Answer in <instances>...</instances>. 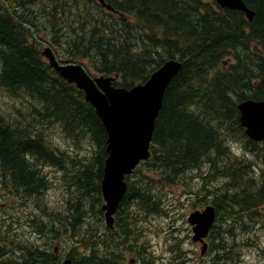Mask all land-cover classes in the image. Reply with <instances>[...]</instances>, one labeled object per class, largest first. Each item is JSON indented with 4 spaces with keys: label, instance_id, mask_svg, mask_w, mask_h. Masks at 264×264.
<instances>
[{
    "label": "trees",
    "instance_id": "1",
    "mask_svg": "<svg viewBox=\"0 0 264 264\" xmlns=\"http://www.w3.org/2000/svg\"><path fill=\"white\" fill-rule=\"evenodd\" d=\"M105 1L113 10L97 0H0V196L44 194L50 185L44 168L55 167L67 195L55 221L76 243L73 264H104L106 132L84 93L41 56V45L63 47L68 61L87 59L95 75L113 76L114 85L127 89L176 58L181 66L163 94L151 158L133 170L137 177L141 172L137 181L126 175L115 227L123 236L130 217L165 214L158 183L202 177L198 191L188 193L193 206L215 209L209 233L214 254L206 264H225L229 246L223 237L235 241L254 223L264 229V141L246 136L237 108L243 100L264 99V0H243L252 20L214 0ZM49 131L63 134L71 149L58 146ZM145 165L160 179H140ZM2 219L4 256L11 235ZM226 222L234 228L226 225L221 233ZM37 249L29 247L25 264H38Z\"/></svg>",
    "mask_w": 264,
    "mask_h": 264
},
{
    "label": "water",
    "instance_id": "2",
    "mask_svg": "<svg viewBox=\"0 0 264 264\" xmlns=\"http://www.w3.org/2000/svg\"><path fill=\"white\" fill-rule=\"evenodd\" d=\"M111 9L105 0H97ZM223 7L239 10L252 20L254 13L243 0H215ZM65 81L74 83L94 107L105 132L106 157L103 162L100 190L104 222L112 227L114 214L127 191L125 176L150 157V144L155 120L160 111L164 91L177 74L181 63L178 59L166 60L154 70L148 79L127 89L113 84L111 76H91L81 63H60L47 46L40 51ZM239 122L246 136L254 141H264V99H246L237 105ZM215 209L207 204L202 210L190 213L187 221L192 225V240L199 241L200 253L204 254L207 243L204 239L215 222ZM60 264H72L67 258Z\"/></svg>",
    "mask_w": 264,
    "mask_h": 264
},
{
    "label": "rangeland",
    "instance_id": "3",
    "mask_svg": "<svg viewBox=\"0 0 264 264\" xmlns=\"http://www.w3.org/2000/svg\"><path fill=\"white\" fill-rule=\"evenodd\" d=\"M45 37L46 39H48V36L46 34H44L42 38H44L45 40ZM39 38L41 37L39 36ZM34 44L36 43L34 42ZM47 46H49L52 51L57 54L58 57L66 58V50L61 46H56V48L59 50L58 51L56 48H54V45L52 43L51 45H46L45 43H43L40 50ZM75 60L82 63L85 68L91 73V75L95 76L93 68L87 59L77 57L75 58ZM47 135L61 148L71 149V143L66 142L65 140L61 141L63 134H59L55 131H49V134ZM149 158H151V154ZM148 167H146V165L143 166V177H141L140 179L146 180V177H148L149 180L160 179L158 170H149ZM44 170L49 176L48 179H50V185L44 192V194L38 197L35 195L31 197L28 196L27 198L19 196H8L7 198L5 194L3 195V198H1L0 196V219L3 220L2 218L6 216V219L8 221L7 225H10L9 234L12 237L15 234H18L20 227H22V231L20 229L19 235L30 231V233L36 237V243L41 244L43 242V240L45 239V235L48 233V228H42V226L40 227L38 222H34L31 219L34 215H38L40 217L43 215L37 209L39 207L38 205H36V201L40 200L41 202H45L47 208L55 212H61L64 210L63 207H65V198L67 197V195H65V187H63L62 185L60 186L61 182L60 180L58 181V178L63 177V175L60 174L57 169L52 166H47L46 168H44ZM140 174L141 172H139V175ZM192 174L193 173H191V175ZM139 175L137 177L135 174H131V182L137 181ZM203 183L204 180L202 177L194 175H192L190 179L183 180V182L179 181L175 183H158L156 185V192L160 195V198L165 203V205L161 207L164 210L165 214L153 213L148 217H130L132 220L136 221L135 224L140 226L141 231L150 232V237L155 236L153 240L155 242H159V250H157V252H161L163 241L162 238L166 235L164 231L170 232L167 240V243L169 245L173 246L176 240L179 241V247L172 248L168 252L162 254L163 257L165 256L163 259L164 262L168 261L169 264H203V260L209 261L211 257H213L214 252L209 249V237L205 239L209 244L208 248L205 250L204 254H201L200 244L191 240L192 228H190L189 224L187 223V219L191 212L203 208V206H193V198L192 195L188 193V190L194 193L198 191V188L201 187ZM261 209H264V207H262ZM92 218L94 220L96 219V216L92 215ZM4 221L6 222L5 219ZM215 223L216 222H214L213 225ZM55 224L57 228H60L57 221H55ZM226 225H230L233 227L231 222H226L224 225H220L221 233H225L227 231L225 228ZM56 226H54L53 228L56 229ZM250 227L252 228V230L249 234L238 232L237 239L235 241H233L235 239L234 237L231 238L230 236H227L225 237L226 239L223 237L226 242L225 245L229 246L227 258L224 259L225 264H264V229H262V227L258 223L251 224ZM38 229H40V232L37 231ZM160 231H162L163 237L158 238L157 232ZM145 232L142 236L144 240L147 236ZM17 236L13 237L12 240H16ZM68 237L69 235L63 233L56 240L60 242V246L68 249L71 248L73 244H76L75 242L73 244H70V242L73 241ZM233 243L235 244V247ZM14 248L15 245H13V249ZM156 248H158V246ZM236 253H239L238 262H236ZM207 261H205V264Z\"/></svg>",
    "mask_w": 264,
    "mask_h": 264
},
{
    "label": "flooded vegetation",
    "instance_id": "4",
    "mask_svg": "<svg viewBox=\"0 0 264 264\" xmlns=\"http://www.w3.org/2000/svg\"><path fill=\"white\" fill-rule=\"evenodd\" d=\"M47 177L49 178L48 175ZM9 196L13 195L9 194ZM36 205H38L39 208L37 209L43 215L41 217L38 215H34L31 219L34 222H38L40 227L42 226V228H48V233L45 235V239L43 240V242L41 244L36 243V237L32 235L30 231L19 235L20 229L22 231V227H20L18 234H15L13 237L17 235L19 236H17L16 240H12L13 237L11 236L5 247V254L4 256L0 255V258L4 259L6 264H13L14 262L25 264V260L28 257H25L24 254L28 252L27 250L30 246L36 245L38 247L37 251L41 257V260H36L38 264H60L67 258L71 259V262L73 264V257L78 254V248L65 249L63 246H60V242L56 240L61 234H63L59 232L55 224V218L60 217L61 212H55L48 209L46 203L41 202L40 200L38 202L36 201ZM4 219L6 220V222H8L6 216H4ZM130 222L131 223L129 227L131 229L126 234L127 236H121V230H116L115 220L112 227H106V229H104V231L102 232V253L104 264H169L168 261L164 262L163 259L165 256L163 257L162 254L168 252L172 248L179 247V241L176 240L174 245L171 246L167 243L170 232L164 231L166 234L164 237L162 235V231L157 232L158 238L163 237L161 252H157V250H159V242H155L153 240L155 236L150 237V232L144 231L147 235L144 240V238L142 237L144 232L141 231L140 226L135 224L136 221L132 219ZM54 226H56V229L53 228ZM55 230L59 232V235H57V237L55 236L58 232H56ZM37 231L40 232V229H38ZM72 241L73 242H70V244L74 243L73 239ZM13 245H15L14 249ZM156 245L158 246V248H156ZM5 257L7 260H5ZM34 261L35 260H33L32 262ZM205 261L207 260L202 261L203 264Z\"/></svg>",
    "mask_w": 264,
    "mask_h": 264
}]
</instances>
